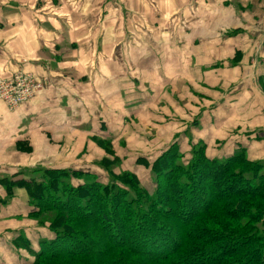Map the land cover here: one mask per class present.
Returning a JSON list of instances; mask_svg holds the SVG:
<instances>
[{
  "label": "crops",
  "instance_id": "obj_1",
  "mask_svg": "<svg viewBox=\"0 0 264 264\" xmlns=\"http://www.w3.org/2000/svg\"><path fill=\"white\" fill-rule=\"evenodd\" d=\"M17 71L43 88L14 111L0 102V180L100 179L106 160L141 182L139 162L176 147L185 163L196 145L264 160V0H0V79ZM33 210L23 188L0 203V264H30L52 237Z\"/></svg>",
  "mask_w": 264,
  "mask_h": 264
},
{
  "label": "trees",
  "instance_id": "obj_2",
  "mask_svg": "<svg viewBox=\"0 0 264 264\" xmlns=\"http://www.w3.org/2000/svg\"><path fill=\"white\" fill-rule=\"evenodd\" d=\"M190 156L183 163L172 147L151 165L139 162L153 192L105 160L106 185L89 173L37 168L0 180V203L23 188L29 217L51 233L30 264H264V160L241 149L209 159L203 145Z\"/></svg>",
  "mask_w": 264,
  "mask_h": 264
},
{
  "label": "built area",
  "instance_id": "obj_3",
  "mask_svg": "<svg viewBox=\"0 0 264 264\" xmlns=\"http://www.w3.org/2000/svg\"><path fill=\"white\" fill-rule=\"evenodd\" d=\"M43 88V83L32 74L17 71L11 77L0 79V102L7 110L14 111L34 98Z\"/></svg>",
  "mask_w": 264,
  "mask_h": 264
},
{
  "label": "rangeland",
  "instance_id": "obj_4",
  "mask_svg": "<svg viewBox=\"0 0 264 264\" xmlns=\"http://www.w3.org/2000/svg\"><path fill=\"white\" fill-rule=\"evenodd\" d=\"M52 144H55V143H53V142H51ZM48 150H50V153L51 154H53V153H57V152H59L61 149H51V148H47ZM190 158H191V156H190V154H189V159H184V161L186 162V164L189 162V160H190ZM100 181L99 182H101L102 184H104V185H106V184H108L109 183V181H110V176H108V175H105V177L104 178H100L99 179ZM141 184H142V186H143V188H145L146 190H148L149 192H153L152 191V188H153V177H151L150 176V179L148 178V177H145V179L144 180H142L141 181ZM153 184V185H152ZM154 189V188H153ZM262 229H263V231H264V225H263V227H262ZM74 248H75V246H74Z\"/></svg>",
  "mask_w": 264,
  "mask_h": 264
}]
</instances>
